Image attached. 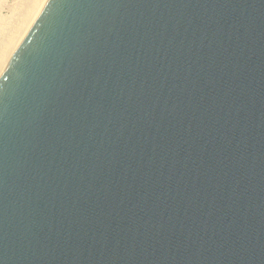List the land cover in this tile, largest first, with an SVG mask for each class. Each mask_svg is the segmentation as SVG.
I'll use <instances>...</instances> for the list:
<instances>
[{"label": "water", "instance_id": "water-1", "mask_svg": "<svg viewBox=\"0 0 264 264\" xmlns=\"http://www.w3.org/2000/svg\"><path fill=\"white\" fill-rule=\"evenodd\" d=\"M0 264H264V0H45L0 75Z\"/></svg>", "mask_w": 264, "mask_h": 264}, {"label": "rangeland", "instance_id": "rangeland-1", "mask_svg": "<svg viewBox=\"0 0 264 264\" xmlns=\"http://www.w3.org/2000/svg\"><path fill=\"white\" fill-rule=\"evenodd\" d=\"M35 3L36 0H0V52L5 48L23 19L31 10L37 8L34 7Z\"/></svg>", "mask_w": 264, "mask_h": 264}, {"label": "bare ground", "instance_id": "bare-ground-1", "mask_svg": "<svg viewBox=\"0 0 264 264\" xmlns=\"http://www.w3.org/2000/svg\"><path fill=\"white\" fill-rule=\"evenodd\" d=\"M44 2L45 0H36L37 4L35 3L34 7L36 6L37 8H33L34 10L29 12V16L27 15V17L23 19L21 25L15 30L12 37H10V40L7 42L5 48L0 52V75L18 47L19 43L23 39L24 35L35 20Z\"/></svg>", "mask_w": 264, "mask_h": 264}]
</instances>
